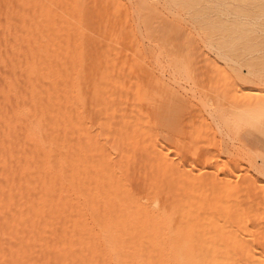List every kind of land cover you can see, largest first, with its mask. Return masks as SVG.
Wrapping results in <instances>:
<instances>
[{"label":"bare ground","instance_id":"bare-ground-1","mask_svg":"<svg viewBox=\"0 0 264 264\" xmlns=\"http://www.w3.org/2000/svg\"><path fill=\"white\" fill-rule=\"evenodd\" d=\"M244 127L264 136V0H0V264H264Z\"/></svg>","mask_w":264,"mask_h":264},{"label":"rangeland","instance_id":"rangeland-1","mask_svg":"<svg viewBox=\"0 0 264 264\" xmlns=\"http://www.w3.org/2000/svg\"><path fill=\"white\" fill-rule=\"evenodd\" d=\"M160 4H155L154 5V7H156L157 8V6L159 7V8H157L158 10V13H159V10H160V7L162 6H159ZM163 7V6H162ZM156 8H154L155 10H156ZM161 11V10H160ZM163 11H164V14H163ZM161 14V18H163V17H165V19L166 20H170V21H172L173 19H175L176 17L174 16H172V18H171V15L172 14H169V13H167V11H166V13H165V10L164 9H162V11H161V13H159L158 15H160ZM162 14L163 15H165V16H163L162 17ZM168 15V16H167ZM160 17V16H159ZM228 18V17H227ZM230 18H232V17H230ZM172 19V20H171ZM177 19V21H179V18H176ZM173 21H176V20H173ZM183 24V28H184V30H183V32L185 31L186 33H191L192 35L194 34H196L197 33V31H196V29L194 28V26L193 25H191L190 23H181V25ZM187 30V31H186ZM202 56L205 58L206 56V58L205 59H208L209 61H210V63H209V65L207 66L208 68H210V69H212L213 70V74L215 73V77L217 76L216 74H217V72H219L220 71V69H222L223 67H221L220 66V61L218 62V64L216 65V63H217V60H215V55H213L211 52H206V53H204V54H202ZM213 61H216L215 63L213 62ZM220 66V67H219ZM208 68H206L205 70H203V72H204V74H203V77L204 76H210V79L213 77V75L211 76V71L212 70H210V69H208ZM218 68H219V70H218ZM208 69V70H207ZM215 69V70H214ZM217 70V71H216ZM243 70H246V68H243ZM215 71V72H214ZM208 73V74H206L205 75V73ZM166 76H167V78L170 80V84L175 88V89H177L178 91H180V92H184V89H183V87L184 88H186L185 90L187 91V93H189L188 94V96H187V98H190V97H192V94H191V91L189 90V85H188V83L187 82H182V84H181V86H179V85H177L175 82H172V81H174L173 80V74H172V71H169L168 73H166ZM208 77H204V79L205 78H208ZM214 78V77H213ZM217 78H218V76H217ZM206 80V79H205ZM208 80V79H207ZM215 80V79H214ZM225 83L226 82H224V86H225ZM188 86V87H187ZM225 88V87H224ZM224 88H222V89H224ZM253 88V86L252 85H244V84H239V87L237 88V90H236V92H235V94L236 95H238V96H240V97H246V96H250L251 94H253L252 92H254V90L252 89ZM263 87H258V89H262ZM244 92H243V91ZM220 93V92H219ZM219 93H217V94H213L214 96L213 97H215V98H219V97H221V96H219L218 97V94ZM243 94H245V95H243ZM219 95H221V94H219ZM198 98H196V100H195V98L194 97H192V98H190V100H194L193 101V105L191 106V108L189 109V111H188V113L187 114H185L184 115V117H183V119H193L194 117H203L204 119H205V122H206V119L208 118L207 117V112L205 111V109H204V106L202 105V103H200V102H198L199 101V99L197 100ZM195 104V105H194ZM203 115V116H202ZM206 118H205V117ZM199 119H202V118H199ZM199 119H197V121L199 120ZM202 121V120H201ZM201 121H199V122H201ZM204 121V120H203ZM202 121V122H203ZM210 119L208 118L207 119V122H206V124H210ZM209 122V123H208ZM212 123V122H211ZM210 125H213V124H210ZM213 127H215V126H213ZM234 138V137H233ZM239 138H240V140H241V142L242 143H244V144H246V145H248L249 147H255V148H259L260 150H264V136H262L261 134H258V133H256V132H251V131H249L247 128H243L241 131H240V136H239ZM233 141V143H235L234 145H237V141H234V139L232 140ZM232 143V144H233ZM239 145V144H238ZM222 160H224V161H227L225 158H223ZM242 162V163H241ZM241 163V164H240ZM244 163V164H243ZM219 164H222V162H219ZM237 168H236V171L238 172H235V173H237V174H235V179H239L240 177H245V176H252V177H254L255 179H256V181L258 182L257 183V189L254 191L255 193H256V195H258V196H262V195H264V180H262L263 178H264V176H262V175H260V174H258L256 171H255V169L254 168H251L250 167V165H249V163L247 162V161H239V163L237 164V166H236ZM252 169V170H251ZM243 172V173H242ZM264 222V221H263ZM262 231H264V230H262ZM261 231V232H262ZM260 232V231H259ZM262 234V233H261ZM264 234V233H263Z\"/></svg>","mask_w":264,"mask_h":264}]
</instances>
